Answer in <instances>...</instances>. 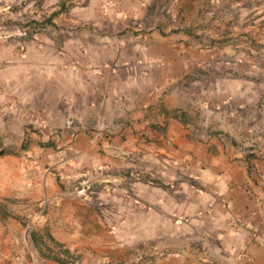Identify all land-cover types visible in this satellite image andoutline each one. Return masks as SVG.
Segmentation results:
<instances>
[{
  "label": "crops",
  "instance_id": "crops-1",
  "mask_svg": "<svg viewBox=\"0 0 264 264\" xmlns=\"http://www.w3.org/2000/svg\"><path fill=\"white\" fill-rule=\"evenodd\" d=\"M88 3L92 29L78 37L54 137L83 167H137V206L120 211L135 223L95 210L83 222L33 136L23 161L0 154V264H264V0ZM213 50L236 62L210 63ZM214 69L217 106H201L200 122L194 103L207 98L192 83ZM208 110L215 122H202ZM150 166L168 173L167 194H146ZM158 198L160 221L146 222L145 201ZM129 230L136 238L116 234ZM150 231L169 250L146 259L133 243Z\"/></svg>",
  "mask_w": 264,
  "mask_h": 264
},
{
  "label": "rangeland",
  "instance_id": "rangeland-1",
  "mask_svg": "<svg viewBox=\"0 0 264 264\" xmlns=\"http://www.w3.org/2000/svg\"><path fill=\"white\" fill-rule=\"evenodd\" d=\"M93 14L88 0H0V148L23 161L28 141L34 136L38 152H41L40 147L47 151L45 173L56 178L59 190L74 194V200L72 195H66L65 201L74 202L81 209L83 222H91V210H95L102 220L109 223H135V214H122L120 211L137 206L136 184L142 177L137 167L134 165L112 172L104 168L83 167L73 159L65 160L73 156H68L62 142L54 137L62 132V126L57 124L61 122L62 111L67 109L62 97L63 85L73 80L71 69L74 56L78 55L76 43L82 31L92 29L89 18ZM225 40V43H230V38ZM206 43L209 44L208 40ZM215 51L209 55L210 63L236 62L232 56L216 54ZM216 72V69L211 70L206 78H198L192 83L195 99L207 98L203 104L194 103L199 107L200 122L201 106L207 107L206 110L217 106ZM228 89L232 93L233 88ZM229 102L225 104L226 110L231 104ZM209 110L203 114L202 122L206 118L215 122L212 119L214 113ZM70 138L73 140L71 134ZM57 160L61 165L56 164ZM24 169L20 162L18 174H22ZM160 174L166 173H160L152 166L146 167L142 179L147 195L153 196L154 190L160 193L163 189L165 194L170 191L171 182ZM161 201L160 198L157 203L153 199L145 201L146 222L160 221L161 216L154 215L151 208L155 206L159 210ZM116 234L136 238L137 233L129 230L116 231ZM145 234L144 242L133 243L134 249L142 250L144 258H152L154 250H169L167 245L156 247V240L148 237V234L155 237L160 234L154 231ZM165 238L167 232L164 233Z\"/></svg>",
  "mask_w": 264,
  "mask_h": 264
},
{
  "label": "built area",
  "instance_id": "built-area-1",
  "mask_svg": "<svg viewBox=\"0 0 264 264\" xmlns=\"http://www.w3.org/2000/svg\"><path fill=\"white\" fill-rule=\"evenodd\" d=\"M132 25H134L135 27H141V24L140 23H134V24H132Z\"/></svg>",
  "mask_w": 264,
  "mask_h": 264
},
{
  "label": "trees",
  "instance_id": "trees-1",
  "mask_svg": "<svg viewBox=\"0 0 264 264\" xmlns=\"http://www.w3.org/2000/svg\"><path fill=\"white\" fill-rule=\"evenodd\" d=\"M3 153H5L4 150L0 148V154H3ZM60 261H61V260H60ZM61 263H62V264H66V263H64V262H62V261H61Z\"/></svg>",
  "mask_w": 264,
  "mask_h": 264
}]
</instances>
